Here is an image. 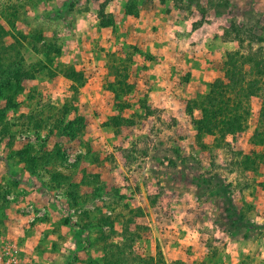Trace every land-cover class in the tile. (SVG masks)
<instances>
[{
  "label": "rangeland",
  "instance_id": "1",
  "mask_svg": "<svg viewBox=\"0 0 264 264\" xmlns=\"http://www.w3.org/2000/svg\"><path fill=\"white\" fill-rule=\"evenodd\" d=\"M231 21L264 36V0H0L2 264H264V89L244 132L194 126L228 53L264 62Z\"/></svg>",
  "mask_w": 264,
  "mask_h": 264
},
{
  "label": "trees",
  "instance_id": "2",
  "mask_svg": "<svg viewBox=\"0 0 264 264\" xmlns=\"http://www.w3.org/2000/svg\"><path fill=\"white\" fill-rule=\"evenodd\" d=\"M222 6L223 5H218V7ZM99 22L103 27H107L111 23V20L106 19V15L103 13L102 8L99 10ZM3 32V29L0 27V37H2ZM230 33L233 35L234 40L240 45H242L245 40L251 44L264 42V36L259 37L255 35L254 30L249 28L245 23L237 24L231 21ZM258 51L260 52L261 48H258ZM241 58H243V56L237 52L228 53L225 61L224 79H216L210 83L208 91L202 99L194 102V106L200 112V117L194 121V126L199 136L205 134H218L219 141L223 140L226 134L235 135L244 132L247 127L246 124L249 115L246 101L249 97H259L263 95L262 107L260 108L258 117V127L251 137V143L254 146H261L264 144V94H262L264 88L261 83L264 78V62L255 58V56L247 57L243 61H241ZM244 62L252 64L254 77L251 79H247V73L243 71ZM64 74L65 77L72 82L71 87L75 89V91H77L76 86L82 85L84 82L82 74L73 69H70ZM7 87L9 90H13L10 84H7ZM112 88L113 86L111 85V91ZM114 96L118 98L117 94ZM125 106L126 105H122L120 108H125ZM66 112L67 109L66 106H64L63 114ZM63 120L65 119L62 118V121ZM75 122H77V119L68 121L67 126L63 129L64 132L72 133ZM111 123L112 125L118 126L119 124L129 122L127 119L116 116L111 119ZM22 153H24V151H19L18 154ZM202 185L204 190L208 192H210L212 185L214 186L213 189L218 188L217 182L211 181V179ZM219 189L221 192L224 191L220 187ZM228 203H230V201ZM229 212L230 211L227 210L226 215H228ZM234 224L232 219L229 220L230 227ZM236 224L237 227H233L227 231L229 234H234L235 230L238 228H250L242 219ZM252 231L257 233L261 231L264 232V225L254 224Z\"/></svg>",
  "mask_w": 264,
  "mask_h": 264
},
{
  "label": "built area",
  "instance_id": "3",
  "mask_svg": "<svg viewBox=\"0 0 264 264\" xmlns=\"http://www.w3.org/2000/svg\"><path fill=\"white\" fill-rule=\"evenodd\" d=\"M0 264H2V262H1V257H0ZM8 264V263H7Z\"/></svg>",
  "mask_w": 264,
  "mask_h": 264
}]
</instances>
